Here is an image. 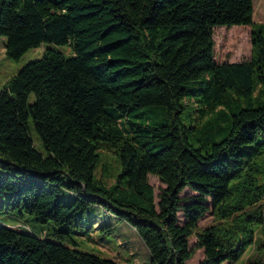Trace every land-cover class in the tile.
I'll list each match as a JSON object with an SVG mask.
<instances>
[{"label": "trees", "instance_id": "1", "mask_svg": "<svg viewBox=\"0 0 264 264\" xmlns=\"http://www.w3.org/2000/svg\"><path fill=\"white\" fill-rule=\"evenodd\" d=\"M235 25L252 28V56L217 63L214 29ZM1 36L11 59L43 42L73 54L46 49L0 91V205L10 192L12 207L72 223L82 206L102 204L134 227L150 264H186L198 249V264L246 253L264 226V28L254 0H0ZM104 145L115 148L113 184L95 177ZM150 175L165 184L157 195ZM64 189L75 193L69 204ZM208 198L216 222L199 228ZM53 236L62 242L0 224V264H120Z\"/></svg>", "mask_w": 264, "mask_h": 264}, {"label": "rangeland", "instance_id": "2", "mask_svg": "<svg viewBox=\"0 0 264 264\" xmlns=\"http://www.w3.org/2000/svg\"><path fill=\"white\" fill-rule=\"evenodd\" d=\"M254 22L263 25L264 28V0H254ZM215 60L217 63L240 62L248 60L252 56V28L250 26L235 25L231 28L218 26L214 29ZM6 38L0 37V91L7 82L19 72L27 63L42 57L46 49H55L71 56L73 50L70 45L43 42L38 47L29 49L19 59H11L7 56L4 43ZM34 100V94L29 96V101ZM142 111V109H140ZM183 121L189 123L190 115L185 114ZM29 132L35 149L44 155L46 150L41 138L36 132L32 121L29 122ZM191 142L195 136L189 134ZM113 146L104 145L99 150L100 161L95 169V177L103 179L106 184H113L118 174L117 157ZM107 168V174H103V168ZM149 181L155 188L157 195L160 188L165 184L155 176L150 175ZM185 193H192L186 189ZM65 203H71L75 193L64 189L61 193ZM157 200V199H156ZM207 204L210 209L199 221V228H204L215 223V216L211 209V199ZM25 204L12 207L10 205V192H6L3 204L0 205V224L17 228L21 231L33 233L45 239L61 241L53 236L54 232L66 233L74 243V246L83 251H88L112 258L120 264H150V253L145 243L138 235L134 227L127 221H120L117 216L106 211L102 204H87L75 212L72 223H55L53 221H42L37 215L26 212ZM196 238L190 237V246L195 244ZM204 257L203 249L196 250L195 254L186 264H198ZM260 259L264 261V226H260L256 232L254 243L246 253L236 262L225 261L223 264H245L249 260Z\"/></svg>", "mask_w": 264, "mask_h": 264}]
</instances>
